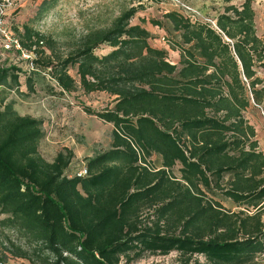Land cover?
Instances as JSON below:
<instances>
[{
	"label": "trees",
	"instance_id": "obj_1",
	"mask_svg": "<svg viewBox=\"0 0 264 264\" xmlns=\"http://www.w3.org/2000/svg\"><path fill=\"white\" fill-rule=\"evenodd\" d=\"M132 1L138 4L66 52L29 23L12 26L17 52L30 55L32 68L0 60V89L28 95L43 71L54 82L51 95L105 92L111 107L83 109L112 131L108 148L84 158L87 174L68 175L73 151L63 147L45 159L42 120L0 97L2 264L8 257L129 264L172 251L179 260L168 264H256L264 254V152L243 116L251 103L264 108V39L252 0H221L217 29L180 10L164 12L177 63L150 43L144 17L132 22L143 0ZM148 21L164 27L160 18ZM104 46L108 51L97 54ZM220 197L240 209L224 207Z\"/></svg>",
	"mask_w": 264,
	"mask_h": 264
},
{
	"label": "rangeland",
	"instance_id": "obj_2",
	"mask_svg": "<svg viewBox=\"0 0 264 264\" xmlns=\"http://www.w3.org/2000/svg\"><path fill=\"white\" fill-rule=\"evenodd\" d=\"M191 7L194 13H184L171 0L153 2L143 0L141 8L133 17L132 22H138L139 16L146 22L142 25L147 28L152 37L150 43L168 51L170 61L177 63L178 54L170 49L168 39L173 35L171 25L162 18L168 10H180L193 19L206 21L213 20L223 11L225 4L221 0H178ZM243 0H232L231 3L240 5ZM138 4L132 0H57L53 5L46 6V0H0V60L5 64H15L24 71L30 70L28 57L18 53L11 39H16L12 26H21L29 23L40 32L52 37L57 42L60 51L66 52L75 46L76 41L88 30L102 28L111 24L121 11L130 5ZM256 33L264 39V0H252ZM156 17L164 21V27L159 28L149 23V18ZM108 51L105 46L96 50L97 54ZM26 54V53H25ZM70 74L75 76V70ZM259 76L264 78V70L260 69ZM35 91L22 96L17 90L0 89V97L12 102L13 108L21 115H30L42 120L44 136L39 142V152L47 160L63 147L70 148L78 158H73L67 168L68 175H73L85 166L84 158L94 151L106 149L111 141L112 125L88 114L83 107H90L94 111H101L113 105V97L105 92L83 94L81 91L51 95L47 87L54 82L46 72L35 75ZM22 80V77H21ZM19 90H25L22 85ZM243 116L255 129L259 149L264 152V108L251 103L243 112ZM155 163L159 158H152ZM178 166L173 172L178 175ZM224 207L238 211L231 200L220 197ZM264 221V214L262 215ZM0 247V257L2 256ZM204 262L201 255L194 256L193 260ZM179 260L178 253L172 251L167 255L145 254L143 257L132 260L129 264H168ZM4 264H29L26 260L8 257ZM120 264H125L122 259ZM256 264H264V254L256 259Z\"/></svg>",
	"mask_w": 264,
	"mask_h": 264
},
{
	"label": "built area",
	"instance_id": "obj_3",
	"mask_svg": "<svg viewBox=\"0 0 264 264\" xmlns=\"http://www.w3.org/2000/svg\"><path fill=\"white\" fill-rule=\"evenodd\" d=\"M171 2H174L175 5L179 6L184 13H187V14L190 13V12L191 13H194V11H193V9L191 7L187 6L186 4L180 3L178 0H171ZM202 22L208 24L209 26H211L214 29H217V26H216V23H215V19H213V20H206V21H202ZM10 41H11L12 45L15 48L20 49V46H19V44H18V42H17L16 39H11ZM21 54H23V56H26L28 58L30 57V55L29 54H25V52H22ZM30 68H32V65L31 64H30ZM86 174H87L86 167L83 166L78 171H76L73 175L85 176ZM0 264H2V263L0 262Z\"/></svg>",
	"mask_w": 264,
	"mask_h": 264
},
{
	"label": "crops",
	"instance_id": "obj_4",
	"mask_svg": "<svg viewBox=\"0 0 264 264\" xmlns=\"http://www.w3.org/2000/svg\"><path fill=\"white\" fill-rule=\"evenodd\" d=\"M59 150H60V149H59ZM59 150H56V152L59 151ZM54 155H55V154H54ZM54 155H53V156H54ZM53 156H52V158H53ZM87 156H90V155H87ZM74 158H78L77 155H76L75 153H74ZM70 165H71V164H70Z\"/></svg>",
	"mask_w": 264,
	"mask_h": 264
}]
</instances>
